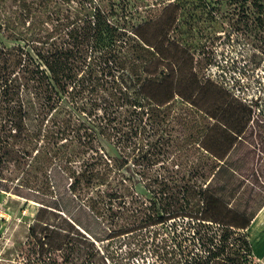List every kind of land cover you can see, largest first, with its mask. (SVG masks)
Returning <instances> with one entry per match:
<instances>
[{
    "label": "trees",
    "instance_id": "obj_1",
    "mask_svg": "<svg viewBox=\"0 0 264 264\" xmlns=\"http://www.w3.org/2000/svg\"><path fill=\"white\" fill-rule=\"evenodd\" d=\"M15 1L25 31L12 34L15 46L0 43V191L40 204L19 264L77 256L98 264L81 245L108 237L84 215L110 219L113 230L135 226L140 247L158 249L166 263L250 264L248 223L199 216L206 192L227 203L241 195L236 208L248 221L264 205L249 210L248 195L241 206L246 182L264 185V82L202 72L186 40L191 25L178 26L187 42L168 41L186 16L180 3L165 6L160 20L138 21L132 0ZM251 1L240 19L264 31V0ZM213 121L238 138L223 160L199 145ZM249 138L256 152L248 171V152L237 151Z\"/></svg>",
    "mask_w": 264,
    "mask_h": 264
},
{
    "label": "rangeland",
    "instance_id": "obj_2",
    "mask_svg": "<svg viewBox=\"0 0 264 264\" xmlns=\"http://www.w3.org/2000/svg\"><path fill=\"white\" fill-rule=\"evenodd\" d=\"M130 2L138 5V21H145L152 14L156 20H160L165 6L170 3L182 4L181 11L185 10L186 16L180 15L170 26L167 35L168 41L182 39L185 42L189 40L187 43L196 45L195 59L201 60L202 72L213 74L219 78H227L228 82H232L231 80L235 77L245 73L253 79L256 78L257 82H264V31L258 27L251 29L252 25L240 19L252 8L251 0H132ZM201 2H206L208 5L203 6ZM17 5L15 0H0V26L2 27L0 43L8 47L15 46L17 42L12 34L20 36L24 29L17 14ZM242 8L245 10L244 13L240 11ZM209 10L212 13L206 15ZM12 24L17 26L18 33H14L11 29L4 31L3 27ZM186 25H191L193 31L190 33L191 36L185 40L187 35L179 33L178 26ZM211 125L202 136L199 145L203 152H208L219 160H223L224 155L231 152L237 144L238 138L218 122L213 121ZM252 140L249 138L244 144H239L237 151L242 156L248 152L243 159L248 171L252 170L254 152H256ZM102 143L107 152H116L111 143L107 141H102ZM144 148L146 149L147 146ZM125 152L130 151L126 150ZM260 167L262 182H264V155ZM245 184L246 186L242 188L245 192L241 206L246 204L248 195H253L255 198L250 199L249 210H255L264 200V185L250 180ZM240 196L238 195L231 203H227L216 194L206 192L203 212L199 217L216 225L228 224L235 228L244 227L248 223L241 230L248 234L252 245L253 256L250 264H263L262 259L256 256L253 244L255 243L256 248L262 249L264 252V215L255 224L257 226L254 225L251 228L250 232L247 227L250 226L251 221H248L236 208V204H240ZM39 206V203L32 200L26 203L24 198L0 191V264H19L29 224L33 221ZM258 213H264V205L256 215ZM82 220L85 224L91 222L89 223L90 228L97 236L108 237L104 241H95L94 246L85 243L81 245L84 250L94 252L93 260L98 264H170L158 258V249H154L150 245L140 247L138 238L133 236L136 233L135 226L113 230L114 227H110L112 226L110 219L94 222L84 215ZM254 228L256 229L254 230ZM87 235L89 236V234ZM158 238L160 239L161 236ZM91 239L94 241L92 237ZM261 245L262 247L259 248ZM77 258L80 256H77L72 264H78L80 259L77 260Z\"/></svg>",
    "mask_w": 264,
    "mask_h": 264
},
{
    "label": "crops",
    "instance_id": "obj_3",
    "mask_svg": "<svg viewBox=\"0 0 264 264\" xmlns=\"http://www.w3.org/2000/svg\"><path fill=\"white\" fill-rule=\"evenodd\" d=\"M263 215H264V213H262V214L259 213L258 215H256V217L253 218V220L251 221L250 226L247 227V229L250 230V232L252 230L251 228L258 222V220H260L262 218ZM253 245H254L253 248H254V252H255L256 256L259 259H262L263 264H264V252H262V249H257L255 243ZM261 247H262V245L259 248H261Z\"/></svg>",
    "mask_w": 264,
    "mask_h": 264
},
{
    "label": "bare ground",
    "instance_id": "obj_4",
    "mask_svg": "<svg viewBox=\"0 0 264 264\" xmlns=\"http://www.w3.org/2000/svg\"><path fill=\"white\" fill-rule=\"evenodd\" d=\"M259 214V213H258ZM259 221V220H258ZM255 226H257V225H255ZM253 228V227H252ZM256 228H258V227H256ZM256 228H254V230L256 229ZM258 231V230H257ZM260 231V230H259ZM255 233V232H254ZM255 235V234H254ZM256 237V236H255ZM257 239V238H256Z\"/></svg>",
    "mask_w": 264,
    "mask_h": 264
}]
</instances>
